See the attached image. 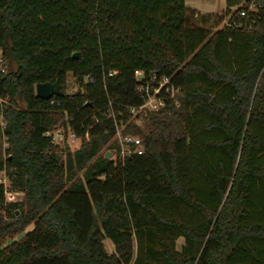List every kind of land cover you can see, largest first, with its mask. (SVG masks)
<instances>
[{
    "label": "trees",
    "instance_id": "trees-1",
    "mask_svg": "<svg viewBox=\"0 0 264 264\" xmlns=\"http://www.w3.org/2000/svg\"><path fill=\"white\" fill-rule=\"evenodd\" d=\"M250 1L262 8L230 14ZM224 4L0 0V171L23 196L6 202L0 185V264H264V0ZM151 75L181 95L138 125L127 108ZM45 82L62 91L52 104L34 94ZM111 114L142 139L123 164L98 155ZM67 121L73 153L43 136Z\"/></svg>",
    "mask_w": 264,
    "mask_h": 264
},
{
    "label": "built area",
    "instance_id": "built-area-1",
    "mask_svg": "<svg viewBox=\"0 0 264 264\" xmlns=\"http://www.w3.org/2000/svg\"><path fill=\"white\" fill-rule=\"evenodd\" d=\"M262 8V3H255L250 1L244 8H239L238 6L229 7L230 14L233 11H238L240 17H246L248 13H254L258 9ZM247 29L251 28V23H247ZM9 71V63L5 57L3 50L0 48V78ZM137 79H142L140 73H137ZM137 94L142 97V104L139 106H131L127 108V112L130 118L133 119L134 123L140 124L142 122V116H146L152 113H158L166 107L167 102H171L173 105L177 106L179 97L181 95V89L174 86L170 78L161 77L156 78L155 75H151L149 81L146 85H138L136 88ZM163 91V93H161ZM50 104L54 103L53 100H47ZM2 102H5L3 98L0 97V106ZM121 113H118V117ZM111 119L113 126V135L111 139L115 142L112 149V160L114 163L123 164L125 157L131 154H141L143 152L142 139L131 132H125V125L122 123L121 119H117L115 115H108ZM6 121L0 111V144L2 145V156H5L4 149L8 146L7 137L4 134V128ZM43 136L50 139V142L54 145L62 146L67 142V139L73 141L78 138L75 132L71 129L68 121L64 125L56 126L50 130L44 132ZM87 137V134H85ZM8 180L6 178L5 172L0 171V185L4 188V197L6 202H16L13 201V197L10 193V188Z\"/></svg>",
    "mask_w": 264,
    "mask_h": 264
},
{
    "label": "rangeland",
    "instance_id": "rangeland-1",
    "mask_svg": "<svg viewBox=\"0 0 264 264\" xmlns=\"http://www.w3.org/2000/svg\"><path fill=\"white\" fill-rule=\"evenodd\" d=\"M224 2H225V0H184V3L188 8L195 10L196 13H198L200 15L207 14V13H214V14H218V15L223 14L225 11ZM227 19H228V17H225L223 20V23H225L227 21ZM65 89H66L67 93H72L77 89V84H76L74 78L70 74L67 75V81H66V88ZM18 105L20 107L23 106L20 101H18ZM130 121H133V119L130 118ZM80 143H81L80 138H76L73 141H71L70 139H67V142L64 145L59 146V148L65 150V148L67 147L68 150L70 151V153H73L80 146ZM114 143L115 142L112 139H110L109 142L106 144V146L103 147L99 151L98 155H104V153L107 150H111V149H109V147L114 146ZM1 147H2V145H1ZM109 159H112V155L110 156ZM80 175H81V172H78L77 176H80ZM7 185H9V184H7ZM10 193L13 197V201H20L23 197L21 193L16 192V191L10 190ZM2 217H4V215H3V212L0 211V218H2ZM31 228H32V225H29L26 228L25 232H27L28 230H31ZM22 236H23V234H17L14 236V239H20ZM5 241H6V243L10 242V240H5ZM102 243H103V247L107 253L110 254V253L114 252V246H113L112 242L110 241V239H108L107 237H104L102 240ZM181 244H182V239L179 238L176 242V247L179 248Z\"/></svg>",
    "mask_w": 264,
    "mask_h": 264
},
{
    "label": "water",
    "instance_id": "water-1",
    "mask_svg": "<svg viewBox=\"0 0 264 264\" xmlns=\"http://www.w3.org/2000/svg\"><path fill=\"white\" fill-rule=\"evenodd\" d=\"M77 56L76 52L72 53V57L75 58ZM34 94L36 97L42 99V100H49L52 97H56L58 95L62 94L61 89L59 88V85L57 82L49 83H37L34 86ZM112 155V152L110 150H107L103 157L104 159H109Z\"/></svg>",
    "mask_w": 264,
    "mask_h": 264
}]
</instances>
